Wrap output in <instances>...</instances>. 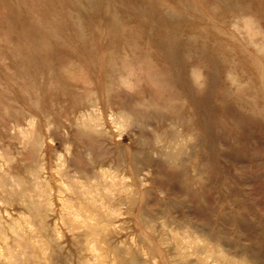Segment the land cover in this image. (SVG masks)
Here are the masks:
<instances>
[{"label":"rangeland","instance_id":"obj_1","mask_svg":"<svg viewBox=\"0 0 264 264\" xmlns=\"http://www.w3.org/2000/svg\"><path fill=\"white\" fill-rule=\"evenodd\" d=\"M0 264H264V0H0Z\"/></svg>","mask_w":264,"mask_h":264}]
</instances>
